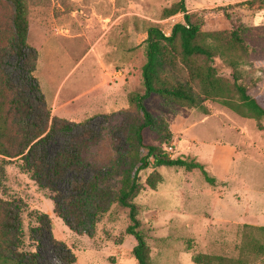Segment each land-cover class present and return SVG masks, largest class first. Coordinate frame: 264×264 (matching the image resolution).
<instances>
[{"label": "rangeland", "instance_id": "374dc122", "mask_svg": "<svg viewBox=\"0 0 264 264\" xmlns=\"http://www.w3.org/2000/svg\"><path fill=\"white\" fill-rule=\"evenodd\" d=\"M178 1L27 0L28 47L21 63L11 45L13 8L0 0V93L9 98L4 85L20 91L34 108V121L45 123L49 113L48 129L54 119L72 126L69 134L52 133L46 144L48 161L84 131L101 137L86 151L91 165L105 166L113 158L111 136L101 126L106 129L113 117L141 122L134 97L143 94L146 29L156 24L169 36L175 24L184 23L182 13L163 16ZM184 1L194 23L215 35L208 44L219 48L208 60L193 58L189 65L202 72L208 67L225 87H232L237 75L250 95L263 93L264 0ZM234 27L238 41L230 37ZM178 52L171 55L175 78L185 82L188 75ZM144 104L172 135L168 142L158 141L146 129L144 142L172 158L196 159L216 179L211 186L199 170L158 167L161 182L152 190L146 179L153 168L140 172L142 190L133 203L151 264H196L193 258L205 255L225 257L231 264L264 263V231L259 230L264 228V118H243L210 98L203 102L205 112L153 94ZM18 122L12 116L8 120L5 144L15 147L11 149H17L25 127ZM116 131L117 147L123 148L124 135ZM92 176L91 168L79 175L68 172L51 192L31 179L20 159L0 155V236L5 214L16 207L25 247L34 248L43 264H66L70 255L73 264H137L132 256L136 241L126 234L128 209L103 201L104 213L91 236L73 232L55 214L56 205L64 209L72 182H89ZM108 186L113 198L119 181L112 179ZM43 214L51 228L34 235L36 248L29 231L37 227L36 215Z\"/></svg>", "mask_w": 264, "mask_h": 264}, {"label": "trees", "instance_id": "16d2710c", "mask_svg": "<svg viewBox=\"0 0 264 264\" xmlns=\"http://www.w3.org/2000/svg\"><path fill=\"white\" fill-rule=\"evenodd\" d=\"M13 8L12 16V48L16 58L21 62L26 61V48L28 36V7L27 0H5ZM178 13L184 14V23L175 24L169 36H166L156 24H149L146 29L147 37L143 42L145 62L141 69V84L143 94L134 97V105L141 117L140 123L133 121L124 122L122 117H113L106 122V129L113 142V158L105 166L91 165L85 158L90 146L97 144L101 137L85 131L78 139L67 143L59 149L51 161H48L46 144L52 133L62 131L69 134L72 126L54 119L48 129V118L45 123L32 119L34 108L23 94L11 86L4 87L9 90L10 96L6 97L2 91L0 105L3 111L0 114V155L7 158H18L22 162L23 170L28 173L33 181L40 187H45L55 192V184L65 177L66 173L81 174L85 169L91 168L93 176L91 181L76 180L72 182V192L69 201H64L63 210L55 208V214L63 223L77 234L91 236L92 228L104 213L103 201L109 199L111 203L128 209L129 227L126 234L132 236L136 246L132 256L137 264H151L149 247L144 235L139 231L138 211L133 199L142 190L140 172L150 166L153 171L146 179V185L155 190L161 182L160 174L155 170L158 167L183 168L185 170H199L206 182L213 186L214 177H208L205 166L194 158H172L157 146L144 142V131L148 129L156 136V140L168 142L171 132L164 121H157L147 110L144 101L150 95H158L170 99L182 107L195 108L206 111L204 100L216 99L224 107L243 118H264V92L250 95L249 91L238 83L237 75L233 77L232 87H225L220 80L211 76L208 67L205 71L194 69L189 65L193 58L208 60L219 49L208 44V37L215 35L203 32L198 23H194L195 15L187 13L185 1L179 0L172 7L163 11L165 18ZM234 31L230 33L233 41H238L239 36ZM235 43V42H234ZM179 49L178 50L176 49ZM177 51L179 60L187 72L188 80L185 82L176 79L175 63L171 57ZM235 95H232V94ZM18 119V123H25L20 132L21 141L15 147H6L5 136L8 130L10 117ZM104 128V129H103ZM116 130H121L125 139V147H117L113 136ZM21 144V145H20ZM112 179L119 181V188L111 198L109 183ZM68 201V202H67ZM66 202V203H65ZM5 214L6 223L0 236V264H43L39 261L37 252L26 249L24 233L22 230L21 213L18 208ZM93 209V211L90 210ZM71 213V214H70ZM37 227L31 228L29 237L32 246L37 248L38 242L34 235H42L51 228L48 215H36ZM89 224V226H88ZM259 230L264 231V228ZM64 249V245L61 246ZM196 264H231V260L220 256H196ZM66 264H73L74 257H66ZM237 264H242L238 262ZM264 264V263H262Z\"/></svg>", "mask_w": 264, "mask_h": 264}, {"label": "built area", "instance_id": "2783aa9c", "mask_svg": "<svg viewBox=\"0 0 264 264\" xmlns=\"http://www.w3.org/2000/svg\"><path fill=\"white\" fill-rule=\"evenodd\" d=\"M166 35V34H165ZM167 36V35H166Z\"/></svg>", "mask_w": 264, "mask_h": 264}]
</instances>
